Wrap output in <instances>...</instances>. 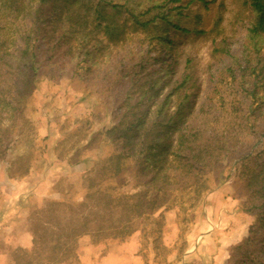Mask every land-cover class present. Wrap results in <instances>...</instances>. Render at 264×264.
<instances>
[{"label":"rangeland","instance_id":"1","mask_svg":"<svg viewBox=\"0 0 264 264\" xmlns=\"http://www.w3.org/2000/svg\"><path fill=\"white\" fill-rule=\"evenodd\" d=\"M135 17L147 25L134 27ZM252 17L244 0H0V97L23 89L32 54L36 66L0 162V264H81L114 242L143 264H264V34L249 32ZM105 18L112 36L115 25L123 33L105 35ZM125 112H145L159 144H173L172 117L215 151L200 169L170 160L171 170H190L189 186L155 212L158 240L143 230L122 241L81 235L52 249L71 213L49 221L47 203L82 199L87 171L119 150L106 130ZM138 157L117 179L123 194L147 171ZM34 230L42 246L30 251Z\"/></svg>","mask_w":264,"mask_h":264},{"label":"trees","instance_id":"2","mask_svg":"<svg viewBox=\"0 0 264 264\" xmlns=\"http://www.w3.org/2000/svg\"><path fill=\"white\" fill-rule=\"evenodd\" d=\"M244 1L253 14L249 32L255 36L264 34V0ZM110 23L111 20L105 18L104 23L100 24L105 35L115 37L117 34L123 33L121 29L123 24L115 25L116 35L112 36L113 26ZM132 25L134 27L139 25L145 27L147 23L136 20L135 17ZM33 57L34 54H32V58H29L28 62L26 61L27 71L23 89L17 91L15 96L12 95L11 100H5V98L2 99L0 97V162L5 158L11 143V134L16 129L15 121L17 116L15 112L18 114L21 112L24 101L27 102L29 99L27 97L32 94L31 82L36 74L35 59ZM174 114L178 118L180 110L178 109ZM145 115V112H139L138 114L125 112L113 126L106 130V133L119 143V150H113L108 158L99 162L95 168L87 171L85 177H87L88 184L80 201L69 197V200L66 201H49L47 203V208L45 207L43 212L49 221H53V216H58L55 212L59 209L61 212L69 211L71 213L68 218L69 224L72 226L67 229L65 236L60 235L57 237L56 243L51 246L52 249L60 250L67 246L66 239L73 241V239L76 240L81 235L92 236L94 242L107 239L122 241L133 234H139L138 232L143 230L145 235L153 237L152 241L159 239V234L155 235L154 232L156 233V228L162 227L163 223L160 220V214L155 216V212L160 208L166 207L169 198L174 197L171 195L178 191L177 185L181 184L182 181L184 183L183 178H187L186 176L190 172V170L183 171L179 169L180 172L176 174V171L179 170H171L170 160L180 163V160L183 159L185 163L181 165L186 164L190 168L200 169L205 164V157L213 154L215 150L210 149L211 145L207 141L196 140L199 137L197 129L193 128L189 129V131H184L182 128H173L177 118L173 119L172 117H170V121L173 124L167 122L165 127L168 130L164 131L168 132L170 129L177 131L173 144L170 146L167 140L159 144L154 138L150 137V130L153 128L151 123L148 127L143 126L145 121L143 117ZM2 119L10 123L4 124ZM160 126L155 125V129L158 132L162 130ZM193 130L197 133L192 134ZM166 137H169L167 133ZM225 142L226 140L222 141V143ZM217 144H219V148L223 146L219 142ZM136 146H138V149L135 148ZM133 153L143 157V163L147 162L149 166L138 168L140 172L145 169L147 171L138 183V191L126 195L120 190L124 180L119 184L117 179L127 176L130 172L128 162L125 160ZM209 157H206V159ZM150 159L153 161L152 164L149 163ZM136 160L138 161V159ZM16 169L21 174L27 171L25 167L21 170L20 168ZM8 171L11 172L10 175L17 173L15 172L16 170H12V166L9 167ZM185 186L188 187L189 185L184 183L181 187ZM139 225H141V228H138ZM37 233V230L32 232L33 246L30 251L42 246L41 242H38L39 236ZM42 242L46 245L45 240ZM66 250H69V246ZM23 251V253L28 254L27 250ZM26 264L41 263L29 260Z\"/></svg>","mask_w":264,"mask_h":264},{"label":"crops","instance_id":"3","mask_svg":"<svg viewBox=\"0 0 264 264\" xmlns=\"http://www.w3.org/2000/svg\"><path fill=\"white\" fill-rule=\"evenodd\" d=\"M28 245L30 244H25V246ZM81 261V264H143L136 250H131L129 244L119 242L112 243L107 252L101 255V257H96V259L86 258V260L83 258ZM190 261H192V264H207L208 260L192 257Z\"/></svg>","mask_w":264,"mask_h":264}]
</instances>
